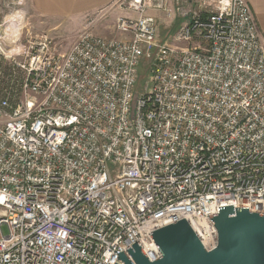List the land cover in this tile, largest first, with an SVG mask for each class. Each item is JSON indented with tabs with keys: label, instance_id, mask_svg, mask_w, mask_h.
I'll use <instances>...</instances> for the list:
<instances>
[{
	"label": "built area",
	"instance_id": "1",
	"mask_svg": "<svg viewBox=\"0 0 264 264\" xmlns=\"http://www.w3.org/2000/svg\"><path fill=\"white\" fill-rule=\"evenodd\" d=\"M24 2L0 21V264H120L135 242L152 262L158 229L185 218L210 251L219 207L264 214V50L246 0H116L119 37L86 30L65 55ZM154 13L178 17L186 47L159 40Z\"/></svg>",
	"mask_w": 264,
	"mask_h": 264
},
{
	"label": "water",
	"instance_id": "2",
	"mask_svg": "<svg viewBox=\"0 0 264 264\" xmlns=\"http://www.w3.org/2000/svg\"><path fill=\"white\" fill-rule=\"evenodd\" d=\"M217 232V244L207 251L184 219L152 232L150 237L161 257L149 261L135 242L125 252H117L120 264H264V214L248 207H219L207 216ZM116 264V263H115Z\"/></svg>",
	"mask_w": 264,
	"mask_h": 264
},
{
	"label": "crops",
	"instance_id": "3",
	"mask_svg": "<svg viewBox=\"0 0 264 264\" xmlns=\"http://www.w3.org/2000/svg\"><path fill=\"white\" fill-rule=\"evenodd\" d=\"M116 0H25L23 12L25 24L33 29H58L70 22L82 32L90 30L94 35H114L116 18L126 12L112 8ZM257 25L264 50V0H246ZM156 15V13H154Z\"/></svg>",
	"mask_w": 264,
	"mask_h": 264
},
{
	"label": "rangeland",
	"instance_id": "4",
	"mask_svg": "<svg viewBox=\"0 0 264 264\" xmlns=\"http://www.w3.org/2000/svg\"><path fill=\"white\" fill-rule=\"evenodd\" d=\"M13 1L14 0H0V21L5 20V19L6 20L13 19L12 15H14L15 13L12 12V10H11L12 8H10L11 12H8L6 9H4V6L7 7L9 5H12V7H15V6H13V3H12ZM14 4H18V3L16 2ZM156 16L158 18V23H159V25H158L159 40L163 41V42H167L171 46L186 47L187 44H177V43L172 41V36H174L178 32V28H179V24H180L178 17H175V20L173 23V22H169V21L165 20L164 16L160 13H156ZM35 31H36V33L37 32H39V33L51 32L50 34L54 40V44L56 46V49L62 55H65L69 51L72 44L76 41L78 35L82 33L81 29H76L75 27H72L70 25V22L66 23L65 25H62L58 29H54V30L35 29ZM107 32L111 36V30L107 31ZM110 36L109 37L100 36V37H103V38L119 37L115 33H114V35H112V37H110ZM139 75L140 76L144 75L141 70L139 71ZM144 85H145V79L139 80L137 89L142 91ZM148 89L149 88H147L146 91H148ZM3 230L5 231V227L3 228Z\"/></svg>",
	"mask_w": 264,
	"mask_h": 264
}]
</instances>
